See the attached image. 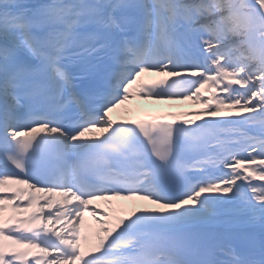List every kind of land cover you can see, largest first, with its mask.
Returning <instances> with one entry per match:
<instances>
[{"label": "snow or ice", "instance_id": "6c2138e0", "mask_svg": "<svg viewBox=\"0 0 264 264\" xmlns=\"http://www.w3.org/2000/svg\"><path fill=\"white\" fill-rule=\"evenodd\" d=\"M205 88L200 122L111 116ZM114 199L155 207L82 251ZM0 264H264V0H0Z\"/></svg>", "mask_w": 264, "mask_h": 264}, {"label": "bare ground", "instance_id": "6f19581e", "mask_svg": "<svg viewBox=\"0 0 264 264\" xmlns=\"http://www.w3.org/2000/svg\"><path fill=\"white\" fill-rule=\"evenodd\" d=\"M143 75H146V73ZM157 75L158 74H156V73H148L147 74L148 77H155ZM201 92H204V90L202 89ZM124 105L127 106L128 111L126 112V114L122 115L123 118L124 117H139V116H143V112L158 111L159 109L165 107L166 102L164 100H158V102L156 104H148V103H143V102H139L138 104H134V103H130V102L125 101V103L120 105V107L124 106ZM120 107L116 108V110L118 111ZM195 108L196 107L192 108L190 106L184 108V110L182 112H180V116L182 118H186V119H189V118H192V119L209 118L208 114L203 115V116H197V115H193V114L188 115L187 114L188 110L194 109L197 111V109H195ZM193 113H196V112H193ZM109 203H110L109 201H105V200H92V201H90V207H89V210L87 211L88 217L84 219V222H86L87 226L90 227L89 230L91 228H94L95 232H93L92 238L89 239L87 237H84V239H82L83 251L90 250L91 244L97 243L98 236L102 235L101 227H102L103 223H101V221H103V218L105 216L101 215L100 213H97V215L94 216L92 211H91V208L95 207L96 209H99V210H102L103 212H105L109 208V206H108ZM135 204L139 208H141L145 205L146 206L151 205L148 201L139 200V199H135ZM152 207H155V206H152ZM46 210H48V209H46ZM60 223L65 224L66 227H68L65 220L62 219L60 221ZM61 224H60V226H61ZM88 232H92V231H88Z\"/></svg>", "mask_w": 264, "mask_h": 264}]
</instances>
